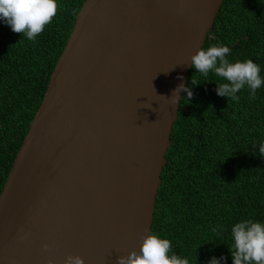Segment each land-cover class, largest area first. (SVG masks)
Here are the masks:
<instances>
[{
  "label": "water",
  "instance_id": "95a60500",
  "mask_svg": "<svg viewBox=\"0 0 264 264\" xmlns=\"http://www.w3.org/2000/svg\"><path fill=\"white\" fill-rule=\"evenodd\" d=\"M224 3L85 2L0 196V264L139 254L179 118L175 90Z\"/></svg>",
  "mask_w": 264,
  "mask_h": 264
},
{
  "label": "trees",
  "instance_id": "16d2710c",
  "mask_svg": "<svg viewBox=\"0 0 264 264\" xmlns=\"http://www.w3.org/2000/svg\"><path fill=\"white\" fill-rule=\"evenodd\" d=\"M86 1L57 0L56 15L34 41L0 22V196ZM211 34L204 49L227 46L230 62L251 59L264 78V0H225ZM213 80L220 78L191 72L194 95L181 102L152 228L171 242L169 255L190 264L213 257L233 264L232 225L264 222V159L252 154L264 141V84L255 98L245 86L229 101ZM217 225L222 234L212 231Z\"/></svg>",
  "mask_w": 264,
  "mask_h": 264
},
{
  "label": "clouds",
  "instance_id": "9594fccd",
  "mask_svg": "<svg viewBox=\"0 0 264 264\" xmlns=\"http://www.w3.org/2000/svg\"><path fill=\"white\" fill-rule=\"evenodd\" d=\"M57 12V0H0V22L10 26L15 33H22V37L34 41L43 32L45 25L52 21ZM230 49L227 46H212L201 48L192 56V67L196 74L207 78L213 74L220 80H213L217 84L218 95L229 101H237L238 93L247 86L250 97L255 98L257 89L264 84L260 75V67L248 59L246 61L230 62L227 56ZM191 83H200L192 77ZM187 92L183 101H191L194 93L184 85L175 90L172 103H181L179 92ZM258 147V154L255 150ZM252 154L264 159V141L253 146ZM222 234L223 226L217 225L212 229ZM229 252L233 264H264V222L244 219L232 225ZM171 242L157 234L149 233L143 238L139 254L133 253L128 258H121L119 264H190L187 257L172 253ZM226 257H213L210 264H221ZM65 264H83L80 257L69 256Z\"/></svg>",
  "mask_w": 264,
  "mask_h": 264
}]
</instances>
